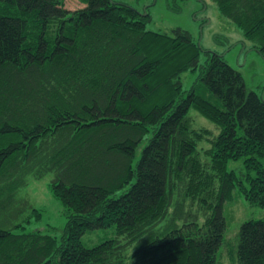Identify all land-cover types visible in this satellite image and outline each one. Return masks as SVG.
Instances as JSON below:
<instances>
[{"label":"trees","instance_id":"16d2710c","mask_svg":"<svg viewBox=\"0 0 264 264\" xmlns=\"http://www.w3.org/2000/svg\"><path fill=\"white\" fill-rule=\"evenodd\" d=\"M77 1L0 0V264H218L233 190L264 208V100L217 53L199 65L189 32L146 30L124 3ZM213 1L264 60V0ZM197 69L185 92L181 76ZM191 109L217 130L206 164L198 142L210 131L194 129ZM48 174L60 240L28 230L42 214L20 196ZM108 228L114 238L81 243ZM236 239L231 264H264V217Z\"/></svg>","mask_w":264,"mask_h":264},{"label":"rangeland","instance_id":"374dc122","mask_svg":"<svg viewBox=\"0 0 264 264\" xmlns=\"http://www.w3.org/2000/svg\"><path fill=\"white\" fill-rule=\"evenodd\" d=\"M114 3H124L140 15L147 18L145 28L149 31L170 34L172 29L181 28L191 34L201 48L199 65L204 64L206 51L217 53L233 69L238 71L248 91H253L264 100V60L259 53L252 49V43L242 37L241 32L228 19L219 15L213 0H111ZM66 9L75 10L83 7L77 0H65ZM147 15V16H146ZM199 69L195 72H187L181 76L182 87L186 92L196 82ZM189 115L193 120L196 130L210 131L198 142L199 158L207 163L202 150L209 146L207 138H212L217 130L211 122L201 117L196 111L190 110ZM207 137V138H205ZM140 149L137 151V156ZM243 160L229 161L227 171L236 174L243 169ZM51 175L42 179L28 178V185L20 191V196L41 211V219L38 223H32L28 230L39 228L58 240L62 237L66 224L65 211L61 203L56 200L48 183ZM119 192L117 195H120ZM231 201L223 206V217L226 222L224 242L217 252L218 264H231L228 253L234 244L236 250V235L240 225L248 220L264 217V208L249 204L238 191L233 190ZM114 230L88 231L81 237V243L85 247H94L107 239L114 238Z\"/></svg>","mask_w":264,"mask_h":264}]
</instances>
